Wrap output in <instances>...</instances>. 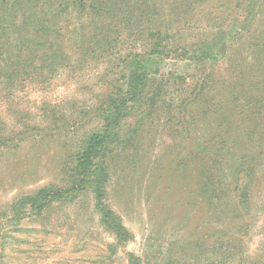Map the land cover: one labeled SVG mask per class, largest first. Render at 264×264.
<instances>
[{"label":"rangeland","instance_id":"374dc122","mask_svg":"<svg viewBox=\"0 0 264 264\" xmlns=\"http://www.w3.org/2000/svg\"><path fill=\"white\" fill-rule=\"evenodd\" d=\"M103 2L81 11L68 0H0V264H127L130 254L141 264H264V119L247 122L256 109L230 96L260 94L264 49L250 48H264V0H112L115 13L100 16ZM224 30L241 40L214 67L210 95L190 103L205 69L196 54ZM160 41L163 96L95 159L105 204L131 240L111 252L91 192L41 213L14 209L44 188L79 185L76 158L101 130L108 95Z\"/></svg>","mask_w":264,"mask_h":264},{"label":"trees","instance_id":"16d2710c","mask_svg":"<svg viewBox=\"0 0 264 264\" xmlns=\"http://www.w3.org/2000/svg\"><path fill=\"white\" fill-rule=\"evenodd\" d=\"M89 1L90 0H68L72 5H67L73 6V8L77 7V10L84 11ZM111 1L112 0H110V2H103V8L97 7L98 9H95L96 13L100 12L98 14L100 16H110L114 14V9L110 4ZM239 33L231 34L225 30L221 31L214 41H211L208 46L201 49L200 53L196 54L197 59H199L196 60L197 65L204 64L205 69H203L199 84L196 85L198 89L192 92L188 98L190 103L198 102L204 96L210 95L208 89L211 86L209 85L214 83L216 77L218 78L217 74L214 72V67L217 65V67L221 68L225 63H228V59L234 48H236L238 42L241 40V33ZM163 44V41L154 43L150 45L151 47L145 55L133 57L126 68L124 81L115 86L108 95L107 107H105L100 115V119L103 123L101 130L87 136L83 140L81 150L76 158L75 169L81 178L79 185L64 190L44 188L37 193L26 195L18 199L13 204L14 209L21 211L25 208H30V210L36 213H41L46 211L45 209L55 202H71L80 194L91 192V194L95 195V210L99 214L100 223L104 225L105 230L114 235L115 243L109 246L111 252L114 254L118 248L125 246L131 240L132 235L125 228L121 219L105 204V187L108 182V176L106 175L105 169L101 171L95 169V159L104 151L106 145H118L121 143L123 125L134 116L135 111L140 110L141 113L148 112V108L146 107L147 102L152 101L153 104H156L163 96L165 89V87L162 86L164 85L163 79L158 78V74H161L160 64L164 61V55L167 50V47H164ZM200 46L202 47L201 44ZM258 46L257 44L254 48L250 49L256 53L264 49L263 47L257 49ZM4 59H6V57ZM2 64L3 63L0 62V71L3 70ZM207 64L209 69H207ZM4 66H6V64ZM152 80L158 85L154 87V91L150 93V98L147 99L149 93L145 88ZM185 80L183 76H173L171 79V81H175V85L177 82L183 84ZM215 84H217V82H215ZM256 86L260 87V94L256 99L253 97L249 98L248 96L250 95L243 99L240 98L235 87L230 96L231 99L239 102L238 104L243 103V106L255 108V111L251 109L253 110L251 113L252 115L247 117L246 120L249 122L251 118L252 122L249 123H256V125H259V119H264V116L261 115L264 114V81L260 84L259 82L256 83ZM200 166L202 167L204 165L201 164ZM205 186L206 187L203 189L204 196L208 198V200L210 198V201H214L212 197H209V192L215 191L217 184L208 179ZM25 216L26 213L24 212L23 216L19 219ZM19 228H21L20 233H25V231H22L23 226ZM141 263V259L134 254L128 256L127 264Z\"/></svg>","mask_w":264,"mask_h":264}]
</instances>
